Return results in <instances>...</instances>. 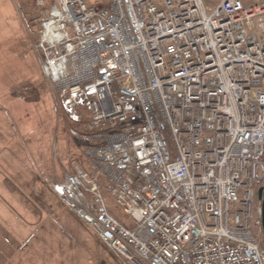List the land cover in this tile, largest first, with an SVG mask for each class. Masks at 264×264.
I'll return each mask as SVG.
<instances>
[{"label":"built area","instance_id":"2783aa9c","mask_svg":"<svg viewBox=\"0 0 264 264\" xmlns=\"http://www.w3.org/2000/svg\"><path fill=\"white\" fill-rule=\"evenodd\" d=\"M39 20L84 144L63 204L125 264H264V0H53Z\"/></svg>","mask_w":264,"mask_h":264},{"label":"rangeland","instance_id":"374dc122","mask_svg":"<svg viewBox=\"0 0 264 264\" xmlns=\"http://www.w3.org/2000/svg\"><path fill=\"white\" fill-rule=\"evenodd\" d=\"M39 1L0 0V198L6 208H26L28 202L8 199V195H19L31 201L32 209L53 208L64 213V204L45 196L57 195L54 185L65 180L73 164L85 160L84 144L71 134L74 124L61 109L59 93L44 74L36 50L40 16L53 0ZM38 9L40 16L35 19L26 13ZM105 196L113 216L132 226L114 198ZM71 226L77 227L75 219ZM78 230V264H125L92 229L79 222ZM260 238L264 243V234Z\"/></svg>","mask_w":264,"mask_h":264},{"label":"crops","instance_id":"0c3cea01","mask_svg":"<svg viewBox=\"0 0 264 264\" xmlns=\"http://www.w3.org/2000/svg\"><path fill=\"white\" fill-rule=\"evenodd\" d=\"M9 196L10 201H26L28 205L21 210L6 208L0 198L4 205L0 209V264H78L79 222L90 227L63 205L67 209L64 213L53 208L32 209L28 198ZM45 197L63 204L55 194ZM74 219L75 228L71 226Z\"/></svg>","mask_w":264,"mask_h":264},{"label":"trees","instance_id":"16d2710c","mask_svg":"<svg viewBox=\"0 0 264 264\" xmlns=\"http://www.w3.org/2000/svg\"><path fill=\"white\" fill-rule=\"evenodd\" d=\"M35 1H36V0H32V2H35ZM258 1H260V0H256V1H253V2L245 1V0H244V3H245L246 6H249V5H251V4L255 3V2H258ZM209 2H210V3H216L217 0H209ZM23 12L25 13V11H23ZM40 12H41L40 9H38V10H27V11H26V13L31 14L32 19L37 18L38 15L40 16ZM110 211L112 212L111 209H110Z\"/></svg>","mask_w":264,"mask_h":264},{"label":"water","instance_id":"95a60500","mask_svg":"<svg viewBox=\"0 0 264 264\" xmlns=\"http://www.w3.org/2000/svg\"><path fill=\"white\" fill-rule=\"evenodd\" d=\"M258 199L262 202V221L264 228V185L258 190Z\"/></svg>","mask_w":264,"mask_h":264},{"label":"bare ground","instance_id":"6f19581e","mask_svg":"<svg viewBox=\"0 0 264 264\" xmlns=\"http://www.w3.org/2000/svg\"><path fill=\"white\" fill-rule=\"evenodd\" d=\"M123 259V258H122ZM124 261V260H123ZM125 263V262H124Z\"/></svg>","mask_w":264,"mask_h":264}]
</instances>
